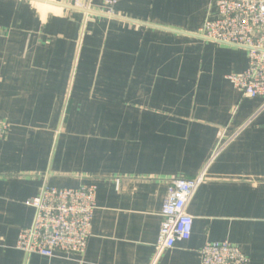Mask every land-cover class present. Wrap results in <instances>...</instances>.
I'll return each instance as SVG.
<instances>
[{"label": "crops", "instance_id": "0c3cea01", "mask_svg": "<svg viewBox=\"0 0 264 264\" xmlns=\"http://www.w3.org/2000/svg\"><path fill=\"white\" fill-rule=\"evenodd\" d=\"M216 1L0 0V264H149L169 183L245 124L207 167L190 239L158 264H200L207 242L264 264V110L227 80L247 53L198 35ZM44 185L96 186L84 255L16 249Z\"/></svg>", "mask_w": 264, "mask_h": 264}, {"label": "built area", "instance_id": "2783aa9c", "mask_svg": "<svg viewBox=\"0 0 264 264\" xmlns=\"http://www.w3.org/2000/svg\"><path fill=\"white\" fill-rule=\"evenodd\" d=\"M92 0H69L72 9L84 11ZM114 5L117 0H103ZM198 35L205 41L235 47L247 53L248 64L241 74L227 77L244 99L262 101L264 110V0H217L216 16L206 19ZM247 127L230 136L221 133L210 161L192 180H172L163 199L161 225L149 264H158L166 251L191 237L193 219L187 209L198 188L206 180L207 167ZM9 126L0 119V140ZM34 209L30 227L19 232L16 249L26 258L38 255L54 258L57 254L84 255L96 209V186L57 189L42 186L27 202ZM200 264H249L242 251L228 242H207L200 250Z\"/></svg>", "mask_w": 264, "mask_h": 264}]
</instances>
